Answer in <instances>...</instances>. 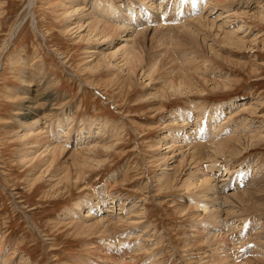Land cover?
I'll return each mask as SVG.
<instances>
[{
  "label": "rangeland",
  "instance_id": "rangeland-1",
  "mask_svg": "<svg viewBox=\"0 0 264 264\" xmlns=\"http://www.w3.org/2000/svg\"><path fill=\"white\" fill-rule=\"evenodd\" d=\"M81 1L88 4L93 0H79ZM99 1L104 3L105 0ZM114 1L123 2L124 0ZM128 1L134 6L143 3V11L147 3L143 1L148 0ZM159 1L164 3V7L165 4L172 2V0H157ZM27 2L28 0H0V255L2 258L13 251L11 264H149L150 261H156L154 264H209L207 263L208 248L204 238L199 236L197 230L192 227L196 225L195 219L200 220L205 216V212L196 206L199 189L197 187L184 189L182 185L189 174L188 178H192V182L197 183L200 178L197 180L193 178V171H199V167L205 162L198 163L197 157L191 159L190 156H185V158L184 153H179L175 162L172 161V168H175L174 165L180 167L179 173L172 172L174 174H171L172 176L169 175L171 170L165 173L171 176L168 178V188L149 187L147 183L149 179H153V176L159 175V171L162 172L164 168L158 155L162 147L157 141L172 125L165 126L163 121L168 117V113L178 108L191 110L187 97L171 96L168 100L162 101L147 98L146 90L141 83H136L127 89V86L119 84L113 70L99 67L96 72L89 71L87 65L91 63V58L86 51L94 42L103 40L100 35L91 39L84 35L87 32L84 26L89 21L86 20L84 28L82 27L79 29L81 31L76 33L74 30L65 28L67 23L73 21L70 20L73 19L72 16L69 18L68 14H64L65 9L69 7L68 0H34L31 11L27 8ZM86 8L88 6L85 10ZM260 8L264 12V0H219L216 4L215 0H204L198 7L199 10H211L209 18L214 19L218 25L224 21L223 19L226 18L224 14H226L225 16L229 17V19L226 18L227 25L231 24L233 29L240 25L241 29L237 34L244 36V45L241 43L240 46H230L217 43L221 47L220 55L223 59L208 55L204 49L200 51L202 54L195 56L199 71H205L203 67H207L211 79L215 77L213 79L219 82L222 77L229 78L232 85L202 94L195 93L189 97V100L204 101L208 109H211L213 105H220L223 107L225 116L229 113L228 111L234 110L232 113L235 114L237 110L235 115H230L234 121L231 126L241 123L246 116V119H251L255 123H264V20L261 21L253 16L259 10L261 11ZM205 14L208 13H202V15ZM194 15L199 16L193 13ZM24 16L26 18L20 24L17 33L12 41H9L11 26ZM190 16L189 20H192L193 16ZM108 22L112 23V21ZM158 25L172 27L168 19L164 24H160L159 20ZM143 31L144 27L141 33ZM221 31L218 28L216 30L212 28V32L221 33ZM157 34L159 37L163 33L160 31ZM115 35L111 33L106 40L108 42H104L111 43L107 52L113 50L124 38L122 33L121 36ZM211 38L208 37L209 41ZM152 40L145 41L144 62L146 64L143 63L145 65L151 61L153 53L163 51L166 45L167 48L168 45L171 46L170 54H173L171 56L174 60L178 51L188 53L190 49V45L181 44L176 47V52L173 44L167 41L166 43L165 39L164 42L162 41V44L165 43L163 45L165 48L155 39L152 43ZM154 48H157V51ZM204 59H209V62ZM171 61L164 59L161 69L152 74L156 87L159 86L160 81L163 82L161 79L172 76L171 70H174L176 65L182 67L181 63H176V60L172 63ZM166 66H169L168 69H165ZM27 78H33L34 84H31L30 89H34L36 83L41 82L47 92L56 98L53 102L57 103L55 107L59 108L57 109L59 112L56 110L57 115L49 114L50 117L56 115L64 118V114L67 113L72 117L70 127L74 129H77L81 123L89 122L85 118L99 119L117 131L114 133L117 134L118 140L116 137L109 139L115 142L114 149L110 151V160L101 163L87 175L84 181L70 184L65 188L62 187L63 183L53 187L54 179L64 174L60 173V166L55 164L57 166H52L50 169L52 177L48 178V175L44 173L36 186H29L28 180L31 175L44 171L45 167H41L38 161L29 163L20 159L21 155L26 154V150L28 152L29 144H31L29 149L35 146V140L15 135L19 120L16 112L26 100L25 95L21 93L29 85ZM251 104L256 107V111L248 114L241 106ZM154 107L162 109L157 110ZM36 109L42 110L40 107ZM45 112L49 113L48 110ZM44 120L47 119L42 120L41 126L47 125ZM54 120L57 122L60 118ZM255 127L256 125L253 126ZM65 129L68 128L65 126ZM48 136L54 139L50 132ZM115 138L117 141L114 140ZM65 149L64 157L59 158V165L68 161L66 154L75 151L76 147L70 143ZM99 153L102 157L104 151L99 149ZM217 160H219L217 163L225 162L222 156L217 157ZM245 161L253 162L255 166L252 168L264 165V140L252 142L250 146L242 150L241 155L233 157L231 163H234L235 169L240 168L245 172ZM214 173L216 175L213 183L219 182L225 174L223 170ZM112 175H115V178L109 181L108 192L114 196H120L128 204L127 207L123 205L124 209H119L116 204V212L122 210L125 217L128 216L129 221L138 226L135 230H139L145 237L150 235L149 238H145L148 240H144L146 252L140 248L133 249L136 237L128 238L129 240L126 238L123 243L117 244L114 248L110 240L101 237L102 234L106 236L104 232L91 231L89 234H77L69 224L59 222V215L65 208L71 207L74 202L86 197L90 190L98 192ZM108 199L111 201L110 198ZM128 207L131 208L127 209ZM257 211L249 207L246 211L249 215L245 217L258 215L257 218L264 215V208ZM197 212L201 214L198 217H196ZM104 213L109 214V212ZM234 221L233 226L240 223L237 219ZM244 224L240 223L239 228ZM228 231L227 236L230 237V241L234 246H238V237L233 236V231L229 229Z\"/></svg>",
  "mask_w": 264,
  "mask_h": 264
},
{
  "label": "bare ground",
  "instance_id": "bare-ground-1",
  "mask_svg": "<svg viewBox=\"0 0 264 264\" xmlns=\"http://www.w3.org/2000/svg\"><path fill=\"white\" fill-rule=\"evenodd\" d=\"M68 1L69 7L66 3L68 8L63 11L64 14H68L69 18L72 16L71 18L73 19L70 20L73 21H71L72 24L67 23L65 28L70 31L74 30L75 32L81 31L79 29L85 25V21L87 20V22H89H86L87 24L84 26L87 30L84 35L90 39L97 37V35L103 38L101 42H94V44L89 47L88 51H86L91 58V63L88 65L86 64L89 71L96 72L99 67H104L109 71L113 70L116 73L114 77H116L119 84L127 86V89L133 87L136 83H141L146 90L145 96H147V98H154L162 101L168 100L171 96L184 95L188 99L190 108H192L191 110L178 108V110H173L168 113V117L164 119L163 122L165 126L172 125L165 133H162V136H160L157 141L159 142L158 145L162 147V151L158 155L163 162L162 166L164 168L162 172L159 171V175L153 176V179L151 178L152 180H148L147 183L149 187H159L158 189L161 187H169L167 185L169 184L168 178L174 175L172 172L177 174L180 170V167H176V165H174L175 168H172V161L174 160L173 162H175L179 153H184V157L190 156L191 159L197 157L199 160V162L197 161L198 163L203 164L204 161L206 164L204 163L203 166L199 167V171H193V178L196 180L200 178V180L197 183H193L191 180L192 178H188L190 175L188 173L189 175L186 178V180H188H185L182 185H184V189H189L191 187H197L199 189L197 192L199 197L197 198L196 206L202 209V212H205V216L203 215L204 217L200 220L199 218L198 220L195 219L196 225L192 227L197 230L199 236L204 238L205 245L208 248L207 254H209V261H207V263L264 264V234L262 235L264 232V215L257 218L256 216L258 215L245 217L249 215L246 212L249 207L258 211L264 208V165L252 168L255 166L254 163L245 161L246 168L244 172V170L240 168L235 169L234 163H231L233 157L241 155L242 150L250 146L252 142L264 140V123H255L251 119H246V116L241 123H235L231 126V123L234 122L232 118H230L232 116L231 114L235 115L238 112L237 110L235 114L232 113L234 110L228 111L229 113L225 116L223 107L220 105H213L211 109H208L202 100H189L192 94H202L207 91L217 90V88L220 87L227 88L232 85V81L229 78L222 77L219 82L213 79L215 77L211 79V75H208L207 67H203L205 71H199L200 68H198L199 65L197 66L198 62L196 64L197 60L195 58L197 57L195 56L204 49L208 55H215L222 58L220 55L221 47L218 45V42L230 46H240L241 43L244 45V36H239L237 34L241 29L240 25L237 26L240 28L234 27V29L231 24L228 23L227 25L228 20L226 18L229 19V17L225 16L226 14H224V17H226L223 19L224 21L219 25L218 23L216 24L214 19L209 18L212 12L211 10L204 11L198 9L200 3L204 0H172L171 3L165 4V7L164 3L161 1L148 0L143 1L147 2L143 11V3L134 6L132 2L128 0H124L123 2L105 0L104 3L99 0H93L88 4L83 1L79 2V0ZM218 1L219 0H215V4ZM33 2L34 0H28V10H30ZM87 6L88 8L85 10ZM153 8L154 11H152ZM260 9L261 11L259 10L257 13L255 10L256 15H253L254 12L251 15L263 21L264 12L262 8ZM203 12L208 14L202 15ZM240 12L244 13L242 10H240ZM193 13L199 16H193ZM190 15L193 16L192 20H189L191 17ZM25 18L26 16L11 26L9 30V41H12V38L17 33V29ZM166 19L170 21L172 27H166V25L168 26L169 24L158 25L159 20L160 24H164ZM107 20L112 21V23L109 24ZM143 27L144 31L141 33ZM212 28L215 30L218 28L222 31L221 33L212 32ZM160 31L163 34L158 37L157 33ZM111 33H115V36H121L122 33V35L124 34L122 36L124 38L113 50L107 52L111 43H108V45L104 42H108L106 40H108V36ZM209 36L212 37L210 41L208 39ZM255 37L256 36H254V38ZM146 39L147 41L148 39H153L151 41L152 43H154L155 39L159 44H162L165 39V42L167 41L173 44L176 52V47H179V45H190L189 52L187 51L188 53H184L180 50L175 56L176 63H181L182 65L180 66L182 67L180 68L176 65L174 70L169 68L174 79H172V76L161 79L163 82L160 81L158 87L153 83L152 74L161 69L160 66L164 59L169 61L172 60L171 63L175 60L173 56H171L173 54H170L172 53L171 46L168 45L167 48L166 45V49L163 51L153 53L154 55H152L151 61H149V59V63L147 62V65H145L144 58L146 59V57L144 53L146 50ZM163 45H165V43L161 46ZM163 47L165 48V46ZM184 49L185 48H183V50ZM173 52L175 51L173 50ZM205 61L209 62V59ZM171 63L170 65H172ZM168 67L165 69H168ZM174 67L175 66H173V68ZM198 72L201 73L198 74ZM26 81L29 85L22 93L20 92L22 95H25L26 100L23 98L25 103L22 104L16 112V115H19V120L15 128V135L25 139L33 138L35 140V146L33 145L34 147L29 149L31 145L29 144L28 152L26 150V154L20 153L24 154L20 156V159L22 161H28L29 163L38 161L41 167H45L43 169L44 171L31 175L30 180H28L29 186H36V183L44 173L48 175V178H50V176L52 177L53 175H50V169L52 166L57 165L58 167L60 166V173L63 172L64 174L54 179V184L51 183L53 187L63 183L62 187L65 188L70 184H76L82 180L84 181L87 175L98 168L101 163L110 160V151L114 149L115 142L113 143L109 139H111V137H116L117 134L115 135L114 132L117 131L114 127H109L104 121L99 119L90 120L89 118H85L88 119L89 122L79 124L81 126L79 127L78 125L77 129L71 128L72 117L67 113L64 114V118L56 116V110H59L58 107H55L57 103L53 102L56 98L52 97L51 94L47 92L44 84L38 82L34 89H30L31 84H34L33 78H27ZM50 104L52 105L50 106ZM38 107H40V109L42 108V110L36 109ZM241 107H243L248 114L255 113L256 111V107H253L252 104ZM154 109L161 110L162 108L154 107ZM47 110L49 113L45 112ZM49 114L56 115L50 117ZM58 118H60V121L55 122L54 119ZM43 119H47L46 121L44 120L47 122V125L41 126L40 124H42ZM255 125L256 127L253 128ZM65 126L68 129L64 130ZM17 128L20 130H17ZM71 131L73 132L67 136ZM49 132L54 136L53 140L49 138ZM116 138L114 140H116ZM70 143L74 144L76 149L75 151L67 153L66 157L68 159H66L68 161L59 165V158L64 157L66 151L65 147ZM99 149L104 151L102 157L99 156ZM219 156L225 158L224 164L217 163V161H219L217 157ZM182 162H184V160H182ZM214 168L215 170H212ZM167 170H171L170 174L168 173L169 175L172 174L171 176L165 174ZM195 170H197V168ZM221 170L225 172V174L222 175L223 178H220L221 180L219 182L215 181L216 183H213L214 176L216 175L214 172ZM115 174H117V172H115ZM226 174H228V178H226ZM111 178L114 179L115 175H112L110 179L104 183V189L101 186L98 192L90 190V193L86 197L77 200L71 207L65 208L61 215H59V222L62 221L69 224L73 228L72 230H75L77 234H89L91 231L104 232L106 236L102 234L101 237L110 240L109 242L114 245V248L117 247V244L120 245L123 243L124 239H133V237H136L134 238L136 241L133 244H136L133 249L137 250V248H140L142 251L145 250L146 252L144 240H148L145 238H149L150 235L145 237L139 230H135L138 226L129 221L128 216L125 217L122 210L121 212H116V204L119 206V209H124L122 208L123 205L127 207L128 204H126V201L120 196H114L108 192V183H110L109 181ZM146 188H148L147 185ZM108 198H110L111 201H109ZM130 208L131 207H128L127 209ZM104 212H109V214ZM112 213H114V215ZM126 215H128L127 212ZM196 215V217H198L201 214L197 212ZM235 219L240 221V223H245L244 226L239 228L240 223L233 226ZM228 229L233 231V236L236 235L238 237V246H234L230 241V237L227 236L229 232ZM113 232L115 233L113 234ZM143 232H145V230H143ZM141 237L143 238L141 239ZM187 237L188 236H186V238ZM12 252L13 251L9 252L7 256L3 258L0 255V264H11ZM246 254L247 256L244 257ZM20 258L22 259V256ZM149 258L147 259L149 260ZM155 262L156 261H150L148 263L154 264Z\"/></svg>",
  "mask_w": 264,
  "mask_h": 264
}]
</instances>
